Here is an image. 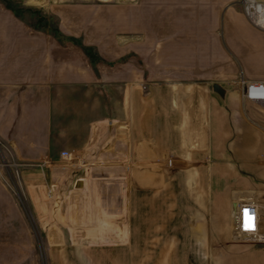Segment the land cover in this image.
<instances>
[{
    "label": "rangeland",
    "instance_id": "obj_1",
    "mask_svg": "<svg viewBox=\"0 0 264 264\" xmlns=\"http://www.w3.org/2000/svg\"><path fill=\"white\" fill-rule=\"evenodd\" d=\"M246 1L264 3L0 0V7L28 29L72 40L74 46L60 47L58 54L60 58L74 54L76 68L83 67L85 51L91 59L105 62L99 68L112 81L131 82L137 75L143 92L169 86L203 89L202 108L181 112L166 134L162 126L156 127L153 150L143 142L136 148L140 154L151 150L159 156L145 159L148 168L136 175L141 182L135 179L134 236L126 229L124 233L131 240L121 237L114 221L116 214H129L127 208H111L107 201L108 195H115V190L108 189H114V178L120 173L107 171L104 178L94 167L84 165L121 136V112L116 115L115 107L121 106L123 97L116 84L99 83V90L90 96L91 106L97 102L94 99L104 100L102 110L93 112L96 119L91 117L72 134L61 132L56 148L43 153L60 162L49 166H56L53 174L42 171L48 158H24L0 137V184L27 220L36 264H51L52 249L76 247L83 239L89 254L63 251L60 260L70 264H240L234 251L264 249V244L254 241L233 242L228 229L229 241L224 243L221 236L225 234L219 228L225 218L227 223L232 221L231 200L236 192L264 188V134L244 117L264 127V110L243 102L238 85L241 77L264 80V28L248 18ZM242 27L254 34L242 32ZM176 98L177 104L182 100L194 104V95ZM252 135L259 148L248 153L243 140ZM63 141L69 144L61 145ZM164 142L169 145L162 149ZM164 152L171 154L170 161L189 156L201 164L193 168L167 164L163 171L154 170L152 162L161 160ZM80 176L96 179L82 183ZM117 195L121 201L126 199L124 192ZM53 230L62 236L56 246L50 244ZM203 232L205 240L199 238ZM140 244L142 253L130 250Z\"/></svg>",
    "mask_w": 264,
    "mask_h": 264
},
{
    "label": "crops",
    "instance_id": "obj_2",
    "mask_svg": "<svg viewBox=\"0 0 264 264\" xmlns=\"http://www.w3.org/2000/svg\"><path fill=\"white\" fill-rule=\"evenodd\" d=\"M7 13L5 8L0 7V137L10 142L24 158H48L46 168L42 171L43 173L49 171L53 174L57 168L49 166L60 164V162L43 156V153L56 148L61 132L66 131L72 134L75 131L74 128L91 122V117L93 120L96 119L97 114L93 112L98 113L102 110L101 101L104 102V100L94 99V102H97L95 106H91L90 96L93 91L99 90V83L116 84L123 97L121 106L115 107L116 115L119 110L121 112V136L114 139L113 145L110 143V148L105 147V150L99 151L97 159L91 164L84 165L85 168L94 167L99 176H104V178L107 177L105 175L107 171L114 172V174L120 173L118 179L113 177L114 189L111 187L108 189L109 191H111L110 189L115 190V195H108L107 201L111 208H127L129 214L125 216L116 214L114 221L118 223L117 227L122 231V236H120L131 240L124 233L126 229L127 234L130 233L131 237L134 236L133 207H135L138 198L135 189V179H138L136 175L145 172L147 167L145 159H154L159 156L158 153L156 155L151 150H147L145 155L144 153L140 154L136 148L140 146V142H143L144 146L153 150L156 127L162 126L166 134L167 128L176 123L181 112L185 115L189 110L202 108L203 89L196 86L191 89L180 87L173 90L169 86L150 88V90L147 89V92H143L140 89L137 75L131 82H123L122 78L112 81L111 78H106L100 70L101 67L99 68V65L104 61L99 62L94 58V60L91 59L85 51L81 55L83 59H86L83 67L76 68L74 54L61 58L58 54L60 47L67 49L71 43L74 46L75 43L72 40L68 38L60 40L58 34L51 37L44 36L35 29H28L27 24L18 22ZM244 31L254 34L242 27V32ZM240 50H243V46L240 47ZM241 51L240 55L243 54ZM92 67L95 71H92ZM254 78V80H260L258 76H254ZM188 90L190 92H187ZM186 94L194 95L192 106L187 100H182L178 104L175 102L177 96ZM172 96H175V100L174 98L172 100ZM209 105L212 106V104ZM246 105L248 104L240 103V106ZM215 106H219L218 102L215 103ZM104 113L105 111H103ZM244 117L250 126L264 134V127L252 122L246 116ZM243 142L248 147V153H255L259 148V141L253 135L245 137ZM68 144V141L65 143L63 141L61 145ZM168 145L165 143L162 149ZM170 155L168 152H164L160 156L161 160L153 161L151 165L153 169L163 171L167 164H176L186 168H193L201 164L200 160L189 156H184L179 161H170ZM162 160L163 164L160 163ZM91 179L96 178L80 176L79 181L87 183ZM115 180H119V182ZM122 192L126 199L121 201V197L117 194ZM249 201L264 206V188L243 190L233 195L230 208L232 221L227 223L225 218L219 227L225 234L221 236L224 243L229 241L226 236L227 229L229 232H233L234 221L240 212V203ZM247 211L249 215H253L252 210ZM250 231H248L249 234L243 236L242 240L232 237L233 242L254 241L264 244V235ZM114 235L118 240L117 230ZM205 235L203 232L199 238L205 240ZM50 238H52L51 246H56L62 240L59 230H53ZM140 248H143L142 244L140 247L132 246L130 250H135L136 254H139L143 252ZM63 251L84 255L89 254L91 250L85 246V239L76 247L65 250L52 249L49 253L51 264H70L60 260L59 256L65 253ZM234 253L238 254L237 263L264 264V249L252 252L234 251ZM0 264H36L35 244L32 233L28 229L27 220L19 214L14 200L2 188L1 184Z\"/></svg>",
    "mask_w": 264,
    "mask_h": 264
},
{
    "label": "built area",
    "instance_id": "obj_3",
    "mask_svg": "<svg viewBox=\"0 0 264 264\" xmlns=\"http://www.w3.org/2000/svg\"><path fill=\"white\" fill-rule=\"evenodd\" d=\"M238 85L243 102L254 103L264 110V80H247L241 77ZM245 210L253 211V215H249L252 223L250 232L264 235V206L249 201L240 203V212L234 221L232 236L237 240H242L244 235L249 234V230L245 227Z\"/></svg>",
    "mask_w": 264,
    "mask_h": 264
},
{
    "label": "bare ground",
    "instance_id": "obj_4",
    "mask_svg": "<svg viewBox=\"0 0 264 264\" xmlns=\"http://www.w3.org/2000/svg\"><path fill=\"white\" fill-rule=\"evenodd\" d=\"M246 14L248 18L259 28H264V3H250L246 1ZM251 12V14H249ZM250 15V16H249Z\"/></svg>",
    "mask_w": 264,
    "mask_h": 264
},
{
    "label": "snow or ice",
    "instance_id": "obj_5",
    "mask_svg": "<svg viewBox=\"0 0 264 264\" xmlns=\"http://www.w3.org/2000/svg\"><path fill=\"white\" fill-rule=\"evenodd\" d=\"M245 227L248 230L252 229L251 217L249 216L247 210H245Z\"/></svg>",
    "mask_w": 264,
    "mask_h": 264
}]
</instances>
